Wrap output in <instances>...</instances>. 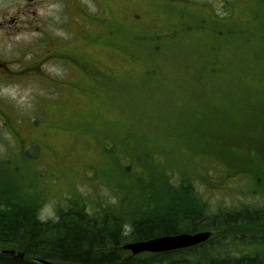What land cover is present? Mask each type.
Returning a JSON list of instances; mask_svg holds the SVG:
<instances>
[{
	"label": "rangeland",
	"instance_id": "rangeland-1",
	"mask_svg": "<svg viewBox=\"0 0 264 264\" xmlns=\"http://www.w3.org/2000/svg\"><path fill=\"white\" fill-rule=\"evenodd\" d=\"M0 25V177L42 220L175 183L264 206V0H0Z\"/></svg>",
	"mask_w": 264,
	"mask_h": 264
},
{
	"label": "trees",
	"instance_id": "trees-1",
	"mask_svg": "<svg viewBox=\"0 0 264 264\" xmlns=\"http://www.w3.org/2000/svg\"><path fill=\"white\" fill-rule=\"evenodd\" d=\"M7 176L6 183L0 177V264H264V253L244 252L264 246V206L247 204L211 214L210 205L191 186L189 198H183L175 183L168 184L170 206L163 209L136 204L127 215L122 209L130 199L127 193L119 196L120 207L107 201L96 207L72 197L56 218L42 220L40 205L15 193L18 184ZM201 231L214 234L189 249L130 257L122 253L129 244Z\"/></svg>",
	"mask_w": 264,
	"mask_h": 264
},
{
	"label": "water",
	"instance_id": "water-1",
	"mask_svg": "<svg viewBox=\"0 0 264 264\" xmlns=\"http://www.w3.org/2000/svg\"><path fill=\"white\" fill-rule=\"evenodd\" d=\"M212 233L203 232L194 235H178L169 237H159L149 241H142L129 244L123 250L130 251L133 255L141 254H163L189 249L206 243L211 238Z\"/></svg>",
	"mask_w": 264,
	"mask_h": 264
},
{
	"label": "flooded vegetation",
	"instance_id": "flooded-vegetation-1",
	"mask_svg": "<svg viewBox=\"0 0 264 264\" xmlns=\"http://www.w3.org/2000/svg\"><path fill=\"white\" fill-rule=\"evenodd\" d=\"M251 1V0H250ZM1 26V25H0ZM25 30H22L21 32H19V36L24 32ZM27 31L30 33V34H36L34 31H30V29L27 27ZM88 37H89V35L85 32L83 35H81V38L83 39V40H87L88 39ZM95 41V40H94ZM48 51L51 53H57V55H60L61 57H66V56H68V55H70V52L69 51H67V50H64V51H62V52H56L55 51V49H54V47L53 46H51L49 49H48ZM1 66H3V64L1 63V61H0V67ZM0 84H1V82H0ZM3 124H5V122H2Z\"/></svg>",
	"mask_w": 264,
	"mask_h": 264
}]
</instances>
